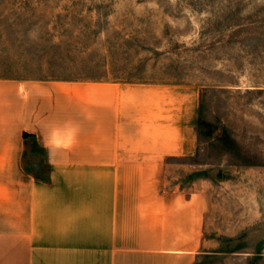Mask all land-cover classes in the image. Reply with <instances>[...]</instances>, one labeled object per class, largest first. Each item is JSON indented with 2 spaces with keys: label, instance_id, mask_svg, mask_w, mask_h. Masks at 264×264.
Returning a JSON list of instances; mask_svg holds the SVG:
<instances>
[{
  "label": "crops",
  "instance_id": "0c3cea01",
  "mask_svg": "<svg viewBox=\"0 0 264 264\" xmlns=\"http://www.w3.org/2000/svg\"><path fill=\"white\" fill-rule=\"evenodd\" d=\"M199 100L0 77V264H264V166L205 177Z\"/></svg>",
  "mask_w": 264,
  "mask_h": 264
},
{
  "label": "rangeland",
  "instance_id": "374dc122",
  "mask_svg": "<svg viewBox=\"0 0 264 264\" xmlns=\"http://www.w3.org/2000/svg\"><path fill=\"white\" fill-rule=\"evenodd\" d=\"M0 77L195 87L191 161L264 166V0H0Z\"/></svg>",
  "mask_w": 264,
  "mask_h": 264
}]
</instances>
